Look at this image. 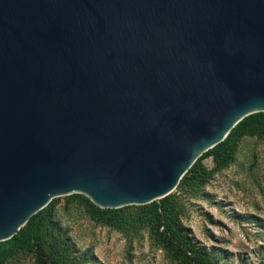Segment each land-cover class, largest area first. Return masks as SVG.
<instances>
[{
	"label": "water",
	"instance_id": "water-1",
	"mask_svg": "<svg viewBox=\"0 0 264 264\" xmlns=\"http://www.w3.org/2000/svg\"><path fill=\"white\" fill-rule=\"evenodd\" d=\"M261 112L264 0H0V242L160 201Z\"/></svg>",
	"mask_w": 264,
	"mask_h": 264
},
{
	"label": "rangeland",
	"instance_id": "rangeland-1",
	"mask_svg": "<svg viewBox=\"0 0 264 264\" xmlns=\"http://www.w3.org/2000/svg\"><path fill=\"white\" fill-rule=\"evenodd\" d=\"M220 154L203 161L213 170ZM180 221L192 239L226 264H264V139L244 138L236 161L203 187L175 192ZM58 199V198H57ZM59 198L57 219L74 244L81 264H176L156 243L140 210L113 228L92 222L80 205ZM10 264H35L21 255Z\"/></svg>",
	"mask_w": 264,
	"mask_h": 264
},
{
	"label": "trees",
	"instance_id": "trees-1",
	"mask_svg": "<svg viewBox=\"0 0 264 264\" xmlns=\"http://www.w3.org/2000/svg\"><path fill=\"white\" fill-rule=\"evenodd\" d=\"M264 139V112L242 120L215 148L206 152L182 178L176 191L203 188L223 169L233 165L239 145L244 138ZM220 154L222 159L208 171L203 161ZM175 191V192H176ZM175 192L166 198L145 206H128L121 209H101L86 196L74 194L66 199V207L80 205L92 222L106 228L119 226L127 221L126 211L132 207L140 210L157 244L176 264H226L217 253L210 252L195 242L180 221ZM59 198L34 215L12 239L0 242V264H10L21 255L32 257L35 264H81L89 253L79 258L68 233L57 219Z\"/></svg>",
	"mask_w": 264,
	"mask_h": 264
}]
</instances>
